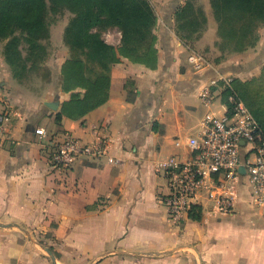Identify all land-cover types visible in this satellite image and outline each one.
I'll return each mask as SVG.
<instances>
[{
	"label": "crops",
	"instance_id": "1",
	"mask_svg": "<svg viewBox=\"0 0 264 264\" xmlns=\"http://www.w3.org/2000/svg\"><path fill=\"white\" fill-rule=\"evenodd\" d=\"M186 1L149 0L156 17L154 66L118 57L105 102L78 118L61 112L69 93L49 87L42 96L13 78L0 57L6 117L0 124V264H52L43 248L55 264H264V207L251 203L244 179L230 213L204 205L200 220L187 215L175 224L161 202L168 189L156 162L187 160L186 139L200 135L204 114L226 111L218 88H211L209 105L202 103L211 79L230 77L264 108V27L253 47L220 57L209 0H194L207 22L198 38L184 43L177 36L174 14ZM58 29L49 28V39L59 66L68 48ZM105 42L118 47L120 33ZM191 55L201 59L200 68L188 62ZM54 99L55 111L45 105ZM64 134L103 142L114 162L81 158L67 170L52 169L53 142Z\"/></svg>",
	"mask_w": 264,
	"mask_h": 264
},
{
	"label": "trees",
	"instance_id": "2",
	"mask_svg": "<svg viewBox=\"0 0 264 264\" xmlns=\"http://www.w3.org/2000/svg\"><path fill=\"white\" fill-rule=\"evenodd\" d=\"M216 23V49L225 54L239 53L255 45L258 30L264 27V0H209ZM63 11L70 18L63 30V43L69 58L65 66L62 89L69 99L61 112L78 118L105 102L111 65L118 57L153 67L156 62L155 36L152 28L156 17L149 0H0V57L9 66L13 78L20 80L28 69L27 62L40 55L49 40L47 15ZM175 30L180 40L190 43L206 27V18L194 0H187L174 14ZM99 26L116 28L120 33L118 47L107 44L92 30ZM25 46V48H23ZM67 76V78H66ZM68 80L74 88H83L80 96L66 88ZM231 87L249 109L264 133V108L256 105L253 92L244 87ZM64 85V86H63ZM228 92L222 96L226 103ZM55 119L60 120V114ZM191 220L201 218V207L192 206Z\"/></svg>",
	"mask_w": 264,
	"mask_h": 264
},
{
	"label": "built area",
	"instance_id": "3",
	"mask_svg": "<svg viewBox=\"0 0 264 264\" xmlns=\"http://www.w3.org/2000/svg\"><path fill=\"white\" fill-rule=\"evenodd\" d=\"M194 69L201 67L199 57H188ZM230 77L211 79L201 92L203 105L211 103V88L227 91L226 111L221 116L210 112L201 120L199 136L186 139L185 146L191 157L181 161L169 156L156 162L154 169L167 182L168 193L161 198L167 217L175 224L188 215L192 206L209 205L219 213H230L236 200V185L244 179L249 187L251 203L264 207V133L243 101L231 87ZM6 119L0 114V124ZM38 135H45L43 129H36ZM180 146V141H175ZM54 153L50 166L54 170H67L81 158L105 157L108 163L114 160L108 156L103 142L85 143L71 134H64L53 142ZM245 155L242 156V152ZM244 168V174L239 168Z\"/></svg>",
	"mask_w": 264,
	"mask_h": 264
},
{
	"label": "rangeland",
	"instance_id": "4",
	"mask_svg": "<svg viewBox=\"0 0 264 264\" xmlns=\"http://www.w3.org/2000/svg\"><path fill=\"white\" fill-rule=\"evenodd\" d=\"M70 16H71L70 13H68L67 11H63L57 15L48 14L46 21L49 24V28L52 26L53 28H55L56 31L59 30L58 28H61L62 31L64 25L66 26ZM92 32L94 34H97L104 41L105 40L111 41L113 35L115 37L116 32L119 33V31L116 28H105L104 26H99L97 28H94ZM54 37L57 38V32L54 33ZM56 38H54L55 41ZM1 45L2 43H0V51H1ZM44 47H45L44 51L33 59V64L27 62V65H29V67L21 75L19 80L21 81V84L25 87L35 88L38 89V91L42 90V96L43 93H45V91L49 87L58 88L60 86L61 91H63L62 89L63 75L67 69V66H65L66 64L65 62L70 57L68 53V57L64 61H62L61 64L58 66L56 65L57 63L55 62L57 47L55 46L53 39L52 40L49 39L48 41H46L44 43ZM23 48H25V46H23ZM60 57L61 55L58 54V58H57L58 61H61ZM67 71H69V69H67ZM57 72H59L60 74L59 77L57 76ZM75 84L76 81L68 80L65 86L66 88L70 89V88H74ZM73 90L80 96H82L85 91L83 88L80 87H76ZM65 93H69V92H65Z\"/></svg>",
	"mask_w": 264,
	"mask_h": 264
},
{
	"label": "water",
	"instance_id": "5",
	"mask_svg": "<svg viewBox=\"0 0 264 264\" xmlns=\"http://www.w3.org/2000/svg\"><path fill=\"white\" fill-rule=\"evenodd\" d=\"M45 105L50 108L51 110H57V107H58V101L56 99H54L53 101L51 102H45ZM239 172L241 174H244V168L243 167H240L239 168ZM44 251L48 254V256L50 257L51 259V262L52 264H55V258L53 256V254L51 253V251L48 249V248H44Z\"/></svg>",
	"mask_w": 264,
	"mask_h": 264
}]
</instances>
